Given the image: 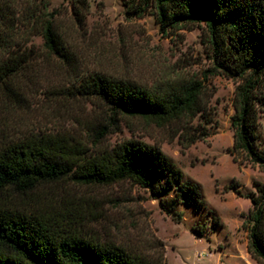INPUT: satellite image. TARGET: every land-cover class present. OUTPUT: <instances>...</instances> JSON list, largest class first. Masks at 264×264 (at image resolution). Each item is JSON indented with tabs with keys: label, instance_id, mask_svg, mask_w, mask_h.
Masks as SVG:
<instances>
[{
	"label": "rangeland",
	"instance_id": "rangeland-1",
	"mask_svg": "<svg viewBox=\"0 0 264 264\" xmlns=\"http://www.w3.org/2000/svg\"><path fill=\"white\" fill-rule=\"evenodd\" d=\"M49 1L53 17L39 13V0L0 5V74L7 38L20 58L10 80L14 92L7 96L0 81V145L53 135L78 149L80 158H91L141 142L160 149L184 181L200 187L206 209L182 203L175 193L155 197L131 181L100 186L72 178L28 194L11 189L0 200L45 213L86 238L163 257L164 264H257L248 253L251 198L255 183H264V169L244 154L236 161L230 154L236 92L246 79L226 76L217 66L221 57L207 24L164 26L156 7L143 1L88 0L81 19L74 0ZM47 20L61 36L67 59L45 48ZM95 74L151 90L201 81L206 110L165 125L117 114L78 91ZM256 79L262 86L256 145L264 151V75Z\"/></svg>",
	"mask_w": 264,
	"mask_h": 264
},
{
	"label": "trees",
	"instance_id": "trees-1",
	"mask_svg": "<svg viewBox=\"0 0 264 264\" xmlns=\"http://www.w3.org/2000/svg\"><path fill=\"white\" fill-rule=\"evenodd\" d=\"M130 1L154 5L164 26L187 22L207 24L216 57H221L217 66L226 76L246 79L236 92L234 143L230 154L235 161L244 154L252 164L264 169V151L256 145L257 110L262 102L258 96L262 86L256 78L264 75V0ZM74 3L75 14L81 19L88 0H74ZM50 5L49 0H39V13L53 17ZM44 40L49 53L68 58L52 20L46 21ZM10 44L7 38V60L2 63L0 74L1 83L7 84V96L14 92L10 80L20 65V58L14 56ZM205 90L201 81L151 90L100 74L90 75L78 87L82 95L98 98L117 114L159 125L203 113ZM79 154L67 140L53 135L7 141L0 145V196L11 189L28 194L66 178L100 186L131 181L150 189L155 197L175 193L182 203L198 210L206 209L200 187L184 181L181 170L156 147L128 142L101 156L80 158ZM255 187L248 253L257 264H264V183H255ZM167 212L170 214V210ZM0 264H164V259L86 238L45 213L17 208L7 199L0 200Z\"/></svg>",
	"mask_w": 264,
	"mask_h": 264
}]
</instances>
